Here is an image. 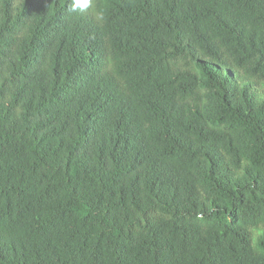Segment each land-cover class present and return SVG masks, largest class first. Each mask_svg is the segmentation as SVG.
Here are the masks:
<instances>
[{"label": "trees", "instance_id": "trees-1", "mask_svg": "<svg viewBox=\"0 0 264 264\" xmlns=\"http://www.w3.org/2000/svg\"><path fill=\"white\" fill-rule=\"evenodd\" d=\"M0 0V264H264V0Z\"/></svg>", "mask_w": 264, "mask_h": 264}, {"label": "clouds", "instance_id": "clouds-1", "mask_svg": "<svg viewBox=\"0 0 264 264\" xmlns=\"http://www.w3.org/2000/svg\"><path fill=\"white\" fill-rule=\"evenodd\" d=\"M89 0H72L70 11H76L77 9H84L88 6Z\"/></svg>", "mask_w": 264, "mask_h": 264}]
</instances>
